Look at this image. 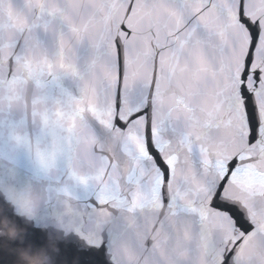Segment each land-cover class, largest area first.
Masks as SVG:
<instances>
[{
  "label": "snow or ice",
  "instance_id": "1",
  "mask_svg": "<svg viewBox=\"0 0 264 264\" xmlns=\"http://www.w3.org/2000/svg\"><path fill=\"white\" fill-rule=\"evenodd\" d=\"M0 153L67 264H264V0H0Z\"/></svg>",
  "mask_w": 264,
  "mask_h": 264
},
{
  "label": "water",
  "instance_id": "2",
  "mask_svg": "<svg viewBox=\"0 0 264 264\" xmlns=\"http://www.w3.org/2000/svg\"><path fill=\"white\" fill-rule=\"evenodd\" d=\"M0 166L8 171V182L0 184V251L14 255L15 264H67L62 246L75 242L87 247L90 225L80 203L67 194L49 200L33 185H19L14 162L3 153ZM45 212L49 216L41 222ZM38 224L44 233L40 248L29 241V230Z\"/></svg>",
  "mask_w": 264,
  "mask_h": 264
}]
</instances>
